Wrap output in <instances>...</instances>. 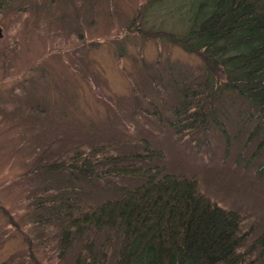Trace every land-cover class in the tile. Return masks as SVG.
<instances>
[{
	"label": "rangeland",
	"instance_id": "1",
	"mask_svg": "<svg viewBox=\"0 0 264 264\" xmlns=\"http://www.w3.org/2000/svg\"><path fill=\"white\" fill-rule=\"evenodd\" d=\"M201 1L0 0V264H116L119 240L106 241V230L71 232L61 253L58 203L76 199L87 211L141 181L106 185L41 170L101 145H111L106 155L141 150L139 141L162 150L166 172L195 180L200 194L237 212L253 240L264 235V149L249 162L255 144L241 148L236 110L227 105L221 116L229 146L212 126L182 137L167 126L191 95L186 84L202 73L201 61L167 38L187 33ZM87 242L91 252L78 259Z\"/></svg>",
	"mask_w": 264,
	"mask_h": 264
},
{
	"label": "trees",
	"instance_id": "2",
	"mask_svg": "<svg viewBox=\"0 0 264 264\" xmlns=\"http://www.w3.org/2000/svg\"><path fill=\"white\" fill-rule=\"evenodd\" d=\"M190 16L187 33L167 40L197 57L202 73L194 86L186 84L185 93L191 95L173 108L167 126L177 137L192 136L198 130L205 133L212 126L229 146L221 116L227 105L232 106L245 133L241 148L255 144L249 157L253 161L264 149V0H203ZM157 114L154 111L152 117ZM139 143H143L141 150L122 154H104L111 145L87 152L78 148L69 159L41 167L46 172L71 171L106 185L112 178L141 181L120 197L83 212L76 199L60 201V214L66 220L59 233L61 253L71 245V232L73 238L81 237L92 228L94 233L106 230V241L112 236L119 240L116 264L262 262L264 235L253 240L254 230H242L243 218L237 212L200 194L195 180L166 172L164 152ZM257 174L264 177V163ZM36 222L42 223L41 219ZM84 251L91 252L89 242L78 259Z\"/></svg>",
	"mask_w": 264,
	"mask_h": 264
},
{
	"label": "water",
	"instance_id": "3",
	"mask_svg": "<svg viewBox=\"0 0 264 264\" xmlns=\"http://www.w3.org/2000/svg\"><path fill=\"white\" fill-rule=\"evenodd\" d=\"M0 38H1V30H0Z\"/></svg>",
	"mask_w": 264,
	"mask_h": 264
}]
</instances>
